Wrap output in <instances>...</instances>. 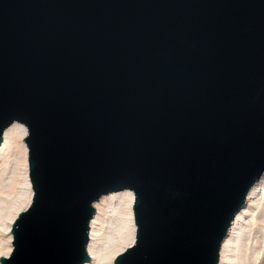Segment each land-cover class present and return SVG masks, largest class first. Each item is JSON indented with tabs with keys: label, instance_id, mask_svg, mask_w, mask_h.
I'll return each mask as SVG.
<instances>
[{
	"label": "water",
	"instance_id": "water-1",
	"mask_svg": "<svg viewBox=\"0 0 264 264\" xmlns=\"http://www.w3.org/2000/svg\"><path fill=\"white\" fill-rule=\"evenodd\" d=\"M31 206L0 264H83L92 203L131 190L115 264H217L264 172V0H0V143Z\"/></svg>",
	"mask_w": 264,
	"mask_h": 264
},
{
	"label": "bare ground",
	"instance_id": "bare-ground-1",
	"mask_svg": "<svg viewBox=\"0 0 264 264\" xmlns=\"http://www.w3.org/2000/svg\"><path fill=\"white\" fill-rule=\"evenodd\" d=\"M26 137H28L27 128L23 124L12 122L2 132L0 155H3L7 149L9 151L15 142L16 144L19 142L20 152L28 165V148L24 140ZM25 170V186L28 190V199L24 209L19 211V204L12 203L10 208L13 209V212H9L6 215L0 214V218L9 220L5 228L8 236L7 252L0 258H9L11 255L13 249L12 225L19 214L27 211L31 206L33 189L29 178L28 166H26ZM263 197L264 172L247 191L242 206L231 221L220 243L217 264H264V258L260 257L261 260H258L257 256L259 251H256L255 246L258 240L254 237L255 233H253L255 225L247 233L242 232L253 220L255 216L253 208L260 204ZM134 201V193L131 190L123 189L103 195L98 201L92 203L95 212L88 222L87 242L84 248L89 261L83 264H115V258L135 244ZM103 203H106V206L104 205L106 212L99 208ZM106 225L108 226L107 232L105 231ZM255 230L259 233L260 229L256 228ZM261 238H263L261 240H264V236Z\"/></svg>",
	"mask_w": 264,
	"mask_h": 264
},
{
	"label": "rangeland",
	"instance_id": "rangeland-1",
	"mask_svg": "<svg viewBox=\"0 0 264 264\" xmlns=\"http://www.w3.org/2000/svg\"><path fill=\"white\" fill-rule=\"evenodd\" d=\"M19 148V142L17 144L15 142L9 151L7 149L3 155H0V214L2 215L13 212V209L10 208L12 203L19 204V211H22L27 203L28 190L25 186V168L28 165L24 161ZM105 204L106 203H103V205L99 206L103 212H106ZM254 208V221H250V224L247 225L246 229H244L242 232L247 233L249 230L253 229V226L255 225L253 233H255L254 237L258 240L255 247L256 251H259L257 252V254H259L257 255L258 260H261L260 257L264 258V248H262L264 247V240H261L263 239L261 237L264 236V197L261 199L260 204ZM8 222V219L0 218V256L7 252L8 236L5 232V228ZM107 227L108 226L106 225V232ZM256 228L260 229L259 233L256 232Z\"/></svg>",
	"mask_w": 264,
	"mask_h": 264
}]
</instances>
